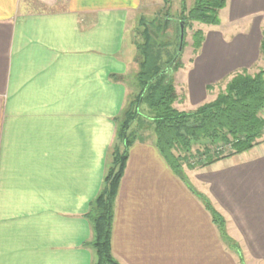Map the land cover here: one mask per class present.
I'll use <instances>...</instances> for the list:
<instances>
[{
  "label": "crops",
  "instance_id": "0c3cea01",
  "mask_svg": "<svg viewBox=\"0 0 264 264\" xmlns=\"http://www.w3.org/2000/svg\"><path fill=\"white\" fill-rule=\"evenodd\" d=\"M140 4L0 0V264L93 263L86 213L125 105L128 25ZM222 12L226 35L211 29L222 21L210 25L184 64L180 110L214 98L208 84L264 60V0H226L219 19ZM187 171L177 176L153 140L132 143L115 199V258L239 264L201 194L226 217L243 256L264 263V140ZM191 172L200 186L188 181Z\"/></svg>",
  "mask_w": 264,
  "mask_h": 264
},
{
  "label": "trees",
  "instance_id": "16d2710c",
  "mask_svg": "<svg viewBox=\"0 0 264 264\" xmlns=\"http://www.w3.org/2000/svg\"><path fill=\"white\" fill-rule=\"evenodd\" d=\"M225 4L226 0H193L187 7L182 0L177 26L179 28L180 20H183L185 27L191 26L193 22L219 24L218 13ZM162 26L160 21L156 26H153V22L144 25L141 32L143 41L134 42L135 52L131 62L135 61L138 65L135 74L137 93L129 107L124 112L122 110V121L118 118L101 187L86 213L91 224V237L86 245L93 251L92 264H122L113 255L111 247L115 199L129 147L134 141L144 139L139 138L134 131H127L132 121L138 125L143 119L147 121L156 149L183 180L185 168H203L264 140V68L254 73H249L245 68L239 69L225 77L227 80L213 99L193 110H180L175 103L183 97L178 95L168 72H162L167 65L175 70L180 66L179 61H172L177 50L168 52L165 48L169 43L157 42L150 30L157 33ZM192 38V46L197 52L203 42V31L195 29ZM259 48L264 55V26ZM163 54L166 55L165 59ZM213 86L208 84L206 88L209 90ZM198 197L210 213L220 237L229 239L223 215L205 196L200 194ZM230 248L239 253L237 244ZM239 261L243 262L240 255Z\"/></svg>",
  "mask_w": 264,
  "mask_h": 264
},
{
  "label": "rangeland",
  "instance_id": "374dc122",
  "mask_svg": "<svg viewBox=\"0 0 264 264\" xmlns=\"http://www.w3.org/2000/svg\"><path fill=\"white\" fill-rule=\"evenodd\" d=\"M185 5L188 7L190 4L193 3V0H184ZM182 4V0H141V4L140 7L138 8L137 11L133 12L132 15L130 16L129 19V25H128V38L129 41L131 42V44L133 45V49H134V42L137 43H141L143 41V35H142V29L144 25H149L150 23L153 22V26H156L157 22L160 21V23L163 24L162 29L159 30L157 33L155 32V30L150 29L153 33H154V38L160 42H168L169 45L167 48H165L168 52L171 53V51H174L175 49L177 50L178 48V44H179V36H178V22H177V17L179 14V10ZM165 12H167V15H165ZM157 19V21H155ZM166 26L164 27V22L166 21ZM225 15L222 12L221 14V18L220 21H222V25H219L218 27H213L211 29L213 30H217V31H221L223 35H226V28H223L225 26ZM144 22L146 24H144ZM224 24V26H223ZM211 24H205V23H201V22H193L191 24V26H184V38L183 41H185V45L183 46L182 43V48L180 50V53L178 54L177 58L174 60L179 61L180 62V66L175 70L172 67L168 66L167 72H168V77L173 81V84L175 86V89L177 90V93L179 96H183V87H182V69L184 68V64H188V62H190L196 51L192 46V33L195 29H201L204 32H206L208 30V28H210ZM135 50H133V54L132 57L134 55ZM177 52V51H176ZM176 55V54H175ZM175 57V56H174ZM173 57V58H174ZM166 58V55L163 54V59ZM174 62V63H175ZM261 64V65H260ZM264 68V60L263 61H259V63L253 65L251 67L250 70H247L249 73H254L256 72L258 69L260 68ZM138 70V65L135 61L130 62L129 64V68L127 73L123 76V81L127 87V97L125 100V105H124V109H127L129 107L130 102L134 99L136 93H137V86L135 84V74ZM227 80V78L225 79H221L218 82H214L213 83V88L210 91V93L212 95L218 93L220 87H223L224 82ZM213 99V97H207L204 102ZM179 102V100L176 101V103ZM182 102V101H181ZM175 106L177 107H182L183 106V102L181 104H176ZM184 110H193L195 107L192 105H189L187 103L184 104ZM121 113L119 118L122 119L124 118L123 114ZM120 121V123H121ZM127 131L131 132L134 131L139 138H144L145 140H152V130L150 128V126L147 125V121L145 119L142 120L141 124H137L136 121H132L129 125V128L127 129ZM143 140V139H140ZM186 171V173L188 172L187 170L189 169H183ZM189 173V172H188ZM185 174V172H184ZM183 174V175H184ZM186 175V174H185ZM188 181L190 180V182L194 185V186H200V183L198 181V179L196 177H194L193 173L191 172V174L187 175ZM223 215V214H222ZM225 222L227 224V219L226 217L223 215ZM226 234L227 236V225H226ZM230 239V240H229ZM227 239H222V245L225 246L226 248H230L231 245L233 244H237L231 237ZM232 249V248H231ZM234 250V249H233ZM239 253H237V256H241L242 257V261L240 263L239 259V264H264V263H260L254 259H249V258H245L243 256V254L240 252V248L238 250Z\"/></svg>",
  "mask_w": 264,
  "mask_h": 264
},
{
  "label": "water",
  "instance_id": "95a60500",
  "mask_svg": "<svg viewBox=\"0 0 264 264\" xmlns=\"http://www.w3.org/2000/svg\"><path fill=\"white\" fill-rule=\"evenodd\" d=\"M166 22H167V19L164 22V27L166 26ZM183 38H184V22L183 20H180L179 21V44H178L176 55L172 61H174L177 58L178 54L180 53V50L182 48ZM167 69H168V66L162 72L167 71Z\"/></svg>",
  "mask_w": 264,
  "mask_h": 264
}]
</instances>
